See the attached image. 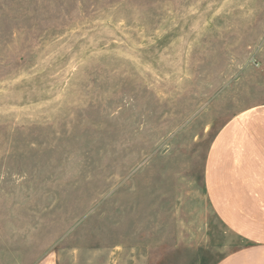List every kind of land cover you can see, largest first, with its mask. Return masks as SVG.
Wrapping results in <instances>:
<instances>
[{"label":"rangeland","instance_id":"obj_1","mask_svg":"<svg viewBox=\"0 0 264 264\" xmlns=\"http://www.w3.org/2000/svg\"><path fill=\"white\" fill-rule=\"evenodd\" d=\"M264 104V0H0V264H215L209 145Z\"/></svg>","mask_w":264,"mask_h":264},{"label":"crops","instance_id":"obj_2","mask_svg":"<svg viewBox=\"0 0 264 264\" xmlns=\"http://www.w3.org/2000/svg\"><path fill=\"white\" fill-rule=\"evenodd\" d=\"M203 186L211 210L247 244L215 264H264V104L237 113L212 139ZM38 264H57L50 256Z\"/></svg>","mask_w":264,"mask_h":264}]
</instances>
